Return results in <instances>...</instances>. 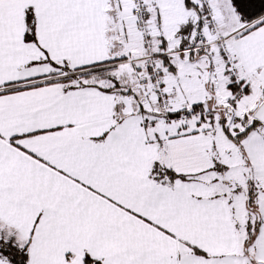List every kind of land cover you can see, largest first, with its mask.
I'll use <instances>...</instances> for the list:
<instances>
[{
  "label": "snow or ice",
  "instance_id": "6c2138e0",
  "mask_svg": "<svg viewBox=\"0 0 264 264\" xmlns=\"http://www.w3.org/2000/svg\"><path fill=\"white\" fill-rule=\"evenodd\" d=\"M0 264H264V0H0Z\"/></svg>",
  "mask_w": 264,
  "mask_h": 264
}]
</instances>
